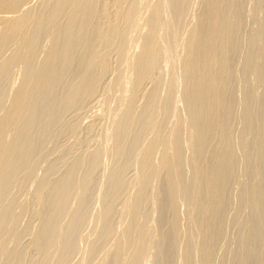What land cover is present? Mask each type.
Here are the masks:
<instances>
[{
    "label": "bare ground",
    "instance_id": "1",
    "mask_svg": "<svg viewBox=\"0 0 264 264\" xmlns=\"http://www.w3.org/2000/svg\"><path fill=\"white\" fill-rule=\"evenodd\" d=\"M0 264H264V0H0Z\"/></svg>",
    "mask_w": 264,
    "mask_h": 264
}]
</instances>
